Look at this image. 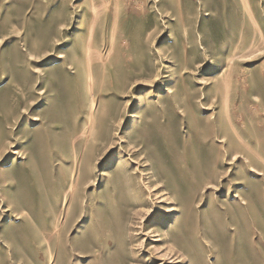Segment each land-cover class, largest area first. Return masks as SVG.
Returning <instances> with one entry per match:
<instances>
[{
	"label": "rangeland",
	"instance_id": "rangeland-1",
	"mask_svg": "<svg viewBox=\"0 0 264 264\" xmlns=\"http://www.w3.org/2000/svg\"><path fill=\"white\" fill-rule=\"evenodd\" d=\"M0 264H264V0H0Z\"/></svg>",
	"mask_w": 264,
	"mask_h": 264
},
{
	"label": "bare ground",
	"instance_id": "bare-ground-1",
	"mask_svg": "<svg viewBox=\"0 0 264 264\" xmlns=\"http://www.w3.org/2000/svg\"><path fill=\"white\" fill-rule=\"evenodd\" d=\"M73 186H74V184H73Z\"/></svg>",
	"mask_w": 264,
	"mask_h": 264
}]
</instances>
